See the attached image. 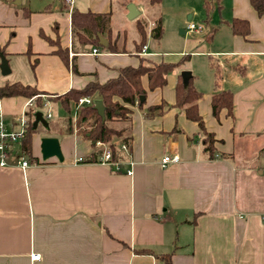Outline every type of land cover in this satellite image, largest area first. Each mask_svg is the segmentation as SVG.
<instances>
[{
	"label": "crops",
	"instance_id": "obj_1",
	"mask_svg": "<svg viewBox=\"0 0 264 264\" xmlns=\"http://www.w3.org/2000/svg\"><path fill=\"white\" fill-rule=\"evenodd\" d=\"M203 1L197 0L196 14L173 17L180 34L191 35L178 42L176 54L163 56L145 41L148 33L154 37L158 18L163 33L161 0L149 15V0H0V55L10 69L0 72V85H34L47 98L114 79L124 66L180 61L163 86L151 89L148 76L140 77L142 108L163 104L160 112L146 117L136 105L123 103L130 109L125 133L131 147L123 150L127 160L120 170L98 158L87 161L102 146L81 138L75 126L73 133H61L67 113L60 102L42 98L35 110L47 127L36 125L31 156L25 155L29 166H0V264H164L160 255L168 253L170 264H264V156L257 153L264 150V13L258 15L249 0H208L206 17ZM129 3L138 10L130 20L140 38L126 50L117 45L111 18L114 5L127 16ZM73 10L109 12L106 44H99L112 47L73 38ZM233 19L247 21L246 36L232 32ZM189 22L202 29H188ZM182 70L190 71L188 81L201 93L198 111L215 139L211 155L197 123L175 104ZM219 90L232 92V116L226 109L212 114L211 97ZM34 99L0 97L8 130L17 128L19 116L26 118ZM75 101L74 123L87 105ZM57 107L63 115L50 125ZM43 136L58 138L61 159L42 158ZM164 154H176L178 161L162 166ZM79 156L83 161H76Z\"/></svg>",
	"mask_w": 264,
	"mask_h": 264
},
{
	"label": "trees",
	"instance_id": "obj_2",
	"mask_svg": "<svg viewBox=\"0 0 264 264\" xmlns=\"http://www.w3.org/2000/svg\"><path fill=\"white\" fill-rule=\"evenodd\" d=\"M252 7L255 9L258 15L264 13V0H249ZM160 0H149V3L154 5L158 4ZM206 17L209 15L208 0L203 1ZM110 13H93L91 11H78L73 10L71 13V25L73 38H85L92 44L97 45L100 48H111L110 43L103 47L98 42V33L103 34L106 25L109 21ZM232 32L246 36L249 30V26L244 19H233L231 22ZM138 29L141 32L142 37L145 36L142 25L138 24ZM154 37L159 39L162 34V25L160 18L157 19L154 28ZM144 45V39L142 38L137 43V51H141ZM56 52L66 60L65 52L62 48L58 47ZM0 53L4 54L0 48ZM178 62H159L152 65L140 63L138 66H124L119 68L118 76L114 79H110L104 83L92 82L87 84L81 89H70L64 94L47 96L45 99L52 101H58L61 103L63 109L67 115L62 120L63 127L60 128L61 133H73L75 126V132L84 140H87L92 146H95L97 141L108 146L111 151V161L117 162V169L120 170L123 162L127 160L126 153L119 149V144H124L127 149L131 147V135L125 133L126 130H130V118L128 114L130 109L124 104L136 105L143 111V115L148 117L156 114L162 110L163 104L152 105L145 109L142 108L144 99L140 97L144 96V89L140 83V77L144 74L148 76L149 88H155L157 86H163L166 83V76L170 74L176 67ZM43 92L38 90L36 86L23 84L19 81L5 82L0 85V97L17 96L22 95L25 97H35L32 106L26 109V131L24 137L21 140V151L26 156H31V137L32 134L37 131V128L33 127L35 109L41 108L43 105V99L41 94ZM81 96H95L99 98L104 105V120L101 119L93 105H83L78 110L76 121L74 123L71 113L70 102L77 100ZM201 96V93L192 88L190 81L187 86H183L182 77L178 75L176 83V105L183 107L186 117L192 121H195L199 126L202 136L204 151L210 155L214 151L213 143L215 141L214 135L208 132L204 126L203 119L198 111L197 100ZM115 97H118L121 102ZM124 103V104H123ZM232 92L230 90H219L212 94L211 107L212 114L215 117L219 116L222 109H226L228 115L232 116ZM102 153V147L94 150L89 157H86L87 161L94 162ZM164 264H170V254L160 255Z\"/></svg>",
	"mask_w": 264,
	"mask_h": 264
},
{
	"label": "rangeland",
	"instance_id": "obj_3",
	"mask_svg": "<svg viewBox=\"0 0 264 264\" xmlns=\"http://www.w3.org/2000/svg\"><path fill=\"white\" fill-rule=\"evenodd\" d=\"M190 5L191 8H188L185 5ZM116 4V3H115ZM193 5V6H192ZM115 6V5H114ZM112 7V22L111 27L114 31L115 37H117V45L119 47H124L126 50H131L134 48V43L139 40L140 35L135 28V21L127 18L123 13L121 14L116 10V8ZM156 5H149L146 8V14H150L153 8ZM161 11H162V23H163V33L159 40L154 38L150 33L146 36V43L149 47V50L160 52L163 56H168L169 54H176L175 51L177 49L178 42L187 36H190V33L180 34L181 27H177L172 24V19L174 16H186L191 10H193L196 14L197 9L199 8L197 0H161ZM187 9V10H186ZM186 11V12H185ZM195 21H197L195 19ZM196 24V23H195ZM168 58V57H165ZM2 77V76H0ZM13 75H7V78L12 79ZM46 98V97H41ZM55 113L53 114V118L49 119L50 125L57 119L58 116L63 115V111L60 108H54ZM43 112L46 109L42 110ZM53 112V111H52ZM41 131H44L41 129ZM45 133V132H44ZM257 153L259 156H264V150L258 149Z\"/></svg>",
	"mask_w": 264,
	"mask_h": 264
},
{
	"label": "built area",
	"instance_id": "obj_4",
	"mask_svg": "<svg viewBox=\"0 0 264 264\" xmlns=\"http://www.w3.org/2000/svg\"><path fill=\"white\" fill-rule=\"evenodd\" d=\"M70 2V0H67ZM187 28L190 30L200 31L202 29V24H195L193 22H189L187 24ZM145 47L142 49V53H144ZM94 53L97 52L96 48L92 50ZM76 106H80L83 104L94 105V100L88 96L79 97L75 101ZM49 116V114H48ZM17 128L8 130L4 124L2 113L0 111V166H6L11 163L20 166L21 168H26L29 166V159L24 155V153L19 149V144L24 137L26 131V118L24 114L19 116L16 119ZM97 145L102 146V153L98 157L100 162H108L110 164H114L117 167V162L111 161V151L107 145L101 143L100 141L96 142ZM120 149L126 151L127 147L124 144L120 145ZM217 155V154H216ZM76 161H83L81 156L76 158ZM178 155H169L164 154L160 158V164L162 166H166L168 163L177 162ZM130 173V170H128ZM262 222L264 223V216L262 217Z\"/></svg>",
	"mask_w": 264,
	"mask_h": 264
},
{
	"label": "water",
	"instance_id": "obj_5",
	"mask_svg": "<svg viewBox=\"0 0 264 264\" xmlns=\"http://www.w3.org/2000/svg\"><path fill=\"white\" fill-rule=\"evenodd\" d=\"M127 18L132 19L138 14V10L136 6L133 3L127 4ZM180 32H183V30H180ZM99 43L101 45L106 44V39L98 33ZM0 72L2 75H6L10 72L8 61L5 58L4 55H0ZM180 75L182 77V83L183 86L188 85V79L190 76L189 70H182L180 72ZM141 100L144 99V96L140 97ZM94 108L96 109L97 113L100 115L101 119L104 120V105L100 99L95 100ZM34 121H33V127L35 128L38 123L43 124L45 127H47V122L45 118L42 116L41 111H36L34 113ZM40 152L43 159H47L49 157L55 156L58 159L62 158V153L60 149L59 140L57 137L54 136H43L40 139Z\"/></svg>",
	"mask_w": 264,
	"mask_h": 264
}]
</instances>
